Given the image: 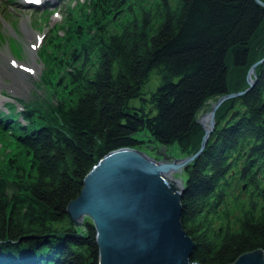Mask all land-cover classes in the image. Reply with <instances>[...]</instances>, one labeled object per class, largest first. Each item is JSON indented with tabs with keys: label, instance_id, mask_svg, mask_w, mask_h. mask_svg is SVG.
I'll return each mask as SVG.
<instances>
[{
	"label": "trees",
	"instance_id": "trees-1",
	"mask_svg": "<svg viewBox=\"0 0 264 264\" xmlns=\"http://www.w3.org/2000/svg\"><path fill=\"white\" fill-rule=\"evenodd\" d=\"M257 2L264 6L86 0L66 17L42 59L41 94L20 115L24 125L10 107L0 113L28 158L27 169L0 173V264H96L89 221L74 227L65 213L85 176L118 149L149 155L147 146H164L183 157L198 149L196 118L208 103L246 90L248 69L264 57ZM151 72L158 84L145 96ZM250 78L248 92L217 109L205 147L185 167L180 224L196 264L264 252V62Z\"/></svg>",
	"mask_w": 264,
	"mask_h": 264
},
{
	"label": "water",
	"instance_id": "water-1",
	"mask_svg": "<svg viewBox=\"0 0 264 264\" xmlns=\"http://www.w3.org/2000/svg\"><path fill=\"white\" fill-rule=\"evenodd\" d=\"M263 62L264 57L248 69L246 90L217 98L196 118L203 134L193 154L175 158L164 146H147L154 159L123 148L108 153L92 167L65 213L74 227H81L84 218L89 221L96 264H196L190 261L193 243L180 224L185 167L205 147L219 106L248 92L254 84L250 76ZM232 264H264V252L243 254Z\"/></svg>",
	"mask_w": 264,
	"mask_h": 264
},
{
	"label": "rangeland",
	"instance_id": "rangeland-1",
	"mask_svg": "<svg viewBox=\"0 0 264 264\" xmlns=\"http://www.w3.org/2000/svg\"><path fill=\"white\" fill-rule=\"evenodd\" d=\"M85 1L56 0L55 3L43 9H35L21 7L22 5L18 4L19 0H0V61L2 59L7 61L8 59L9 62L19 68H27L33 66L31 63V60H33L38 70L35 76L21 75L24 78L22 80L24 85H19L21 92L14 91L15 89L11 88L13 85L10 80L11 72L9 71L7 75L1 74L0 71V91L2 92L0 96L4 97L6 102L10 104V110L19 123L24 124L21 116L18 115L22 108L21 105L29 103L41 94V89L38 88V78L44 67L42 59L45 53L49 54L53 51L52 46H49V44L53 40L61 38V29L65 28L66 17L69 14L77 16V10L84 6ZM27 32L31 35H27ZM37 37L39 38L38 41L35 39ZM13 70L12 77L21 74L18 69L14 68ZM157 84L158 77L154 72H151L146 84L142 87V92L147 96L154 91ZM129 103L130 105H136L137 101L134 99ZM3 109L0 108L1 111L5 112ZM204 112L206 111L201 112V114ZM0 132L5 133L4 136L0 135V173L9 178L10 168L14 166L28 168V158L17 147L7 129L0 127ZM169 151L173 157L183 158L181 153L175 149H169Z\"/></svg>",
	"mask_w": 264,
	"mask_h": 264
},
{
	"label": "bare ground",
	"instance_id": "bare-ground-1",
	"mask_svg": "<svg viewBox=\"0 0 264 264\" xmlns=\"http://www.w3.org/2000/svg\"><path fill=\"white\" fill-rule=\"evenodd\" d=\"M53 2L55 3L56 2V0H53ZM18 4L19 5H22L21 7H25V8H33V6L32 5H26L22 0H19V2H18ZM25 32V31H24ZM26 34V33H25ZM30 33H28L27 32V35H29ZM26 35V36H27ZM31 35V34H30ZM36 39V41H38L39 40V38L37 37V38H35ZM26 40H27V38H26ZM30 41V40H29ZM30 58V57H29ZM31 58H33L32 56H31ZM31 60V59H30ZM31 63H32V65L33 66H30V67H27V68H19V67H16L20 72H21V74L20 75H18V76H16V77H12V73H11V76H10V80L12 81V86H11V88H14L15 90L14 91H20L21 92V89L19 88V85H21V86H23L24 85V81H22L24 78L21 76V75H25V76H35L36 75V73L38 72V70H37V68L35 67V64H34V62H33V60H31ZM7 65H8V60L7 61H5L4 59H2L1 61H0V71H1V74H7L8 75V72H9V70H8V68H7ZM6 67V68H5ZM23 101V100H22ZM21 101V102H22ZM20 102V103H21ZM3 104H0V108H3V106H2ZM25 105H27V104H23V105H21V107L24 109V108H26V106ZM222 105V104H221ZM220 105V106H221ZM219 106V107H220ZM8 121L6 120V121H4V120H1V118H0V124L3 126V125H5L6 123H7ZM4 133V132H3ZM5 134V133H4Z\"/></svg>",
	"mask_w": 264,
	"mask_h": 264
},
{
	"label": "flooded vegetation",
	"instance_id": "flooded-vegetation-1",
	"mask_svg": "<svg viewBox=\"0 0 264 264\" xmlns=\"http://www.w3.org/2000/svg\"><path fill=\"white\" fill-rule=\"evenodd\" d=\"M149 155H151L152 157H154L152 152H150V154H149ZM154 158H155V157H154Z\"/></svg>",
	"mask_w": 264,
	"mask_h": 264
}]
</instances>
